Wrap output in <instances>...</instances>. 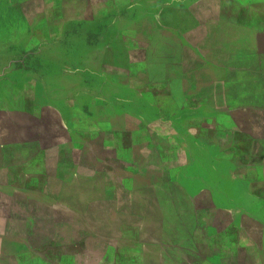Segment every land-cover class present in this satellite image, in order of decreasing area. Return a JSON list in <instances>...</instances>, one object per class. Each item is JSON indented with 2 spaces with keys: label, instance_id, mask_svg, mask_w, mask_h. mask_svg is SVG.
<instances>
[{
  "label": "rangeland",
  "instance_id": "374dc122",
  "mask_svg": "<svg viewBox=\"0 0 264 264\" xmlns=\"http://www.w3.org/2000/svg\"><path fill=\"white\" fill-rule=\"evenodd\" d=\"M0 196V264H264V0H0Z\"/></svg>",
  "mask_w": 264,
  "mask_h": 264
},
{
  "label": "trees",
  "instance_id": "16d2710c",
  "mask_svg": "<svg viewBox=\"0 0 264 264\" xmlns=\"http://www.w3.org/2000/svg\"><path fill=\"white\" fill-rule=\"evenodd\" d=\"M97 35H94V34H92L91 36H90V39H92V41L93 40H95L97 37H96ZM2 196H0V198H1ZM11 206H12V204L10 203V202H8V201H6V200H4L3 198H2V200L0 201V210H2V209H6V208H8V209H11Z\"/></svg>",
  "mask_w": 264,
  "mask_h": 264
}]
</instances>
